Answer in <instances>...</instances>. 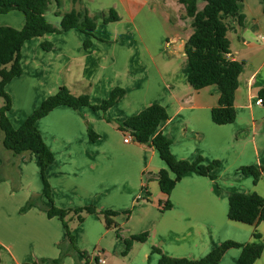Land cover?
Wrapping results in <instances>:
<instances>
[{
  "label": "crops",
  "instance_id": "crops-1",
  "mask_svg": "<svg viewBox=\"0 0 264 264\" xmlns=\"http://www.w3.org/2000/svg\"><path fill=\"white\" fill-rule=\"evenodd\" d=\"M205 4L199 0V10ZM73 8L85 9L91 16L113 8L120 19L104 23L99 18L92 34L72 28L26 41L23 72L6 87L12 97L8 115L14 124L25 120L14 117L13 102L18 94L28 100L24 116L40 106L42 79L52 84L48 94L57 86L73 84L70 90L76 95L88 93L93 104L108 98L115 87L126 89L107 112L59 106L39 119L37 126L55 155L47 175L56 206L95 205L98 210L120 212L142 198L140 191L145 188L146 201L135 204L131 215L119 213L115 219L123 237L150 233L147 241H136L124 255L125 243L115 228L106 226L104 216L83 211L79 220L71 211L67 217L72 220L70 229L77 249L91 258L98 253L105 259L103 264H159L160 254L154 247L172 257L199 259L226 240L252 242L255 231L264 242V222L250 225L228 215L230 193L264 196V102L257 103L264 89V0L240 1L243 23L239 17L229 18L233 26L228 32L231 56L244 66L235 97L237 118L228 124L212 119V109L221 97L218 85L198 89L189 82L191 66L185 46L195 27L193 17L185 16V7L178 0H51L46 18L60 27L62 14ZM12 13L16 21L3 19L0 26L21 29L25 15ZM112 34L116 38L113 46ZM120 35L124 41L118 46ZM86 39L92 40L90 47H85ZM44 42L52 47L45 49ZM153 103L168 111L159 130L172 140L176 158L194 161L201 156L206 164L220 161L214 177L195 172L184 175L169 196L172 207L165 211L161 205L168 195L159 183V171L167 167L165 161L153 146L139 142L130 130L120 129L128 117ZM89 127L98 134L97 139H91ZM129 134L132 139L125 142ZM4 136L0 129L2 264H31L40 259H46L40 264H52L51 260L60 257V264H91L92 259L76 249L63 254L69 243L67 231L59 217L48 215L51 202L42 195L38 156L33 152L14 156L6 150ZM247 165L262 167L257 184L251 174L241 170ZM33 199L37 204L23 210ZM241 251L230 248L219 264H236ZM254 264H264V251Z\"/></svg>",
  "mask_w": 264,
  "mask_h": 264
},
{
  "label": "trees",
  "instance_id": "trees-1",
  "mask_svg": "<svg viewBox=\"0 0 264 264\" xmlns=\"http://www.w3.org/2000/svg\"><path fill=\"white\" fill-rule=\"evenodd\" d=\"M74 3L80 0H73ZM185 7V16L193 17L195 32L187 40L185 52L188 56L191 71L189 82L195 88L216 84L220 88L221 97L219 104L212 109V119L217 124L232 123L237 118L235 107L236 91L239 86V76L243 70L244 62L234 60L231 56V41L228 32L233 28L229 22L230 17H239L243 23V15L240 13L241 0H203L206 2L202 10L198 8L199 0H178ZM51 0H0V13H8L18 10L24 13L25 23L21 29L2 25L0 26V96L4 98V104L0 107V129L4 131V146L11 150L14 156L24 152H33L38 156L40 171L44 184L42 195L49 199L51 206L48 210L49 217H59L67 231L69 243L64 246L65 254L68 250L76 249L86 258L92 255L77 249L74 235L70 229L67 216L71 211L78 214L79 220L83 219L81 213L87 211L95 214H103L108 228H115L118 237L125 243L123 254H127L136 241L145 242L150 233L142 232L123 237L121 225L115 217L119 214L116 210H98L94 205L77 208H61L55 205L52 196V187L48 179L47 171L55 160V155L47 145L37 122L50 111L59 106H69L75 109L91 107L95 110L107 112L126 93L123 87H115L110 96L100 104H93L90 95L83 93L74 94L67 86L62 85L55 94L46 97L18 127H15L8 116L12 108V97L6 87L15 77L23 72L22 47L26 41L43 36L46 33L63 32L72 28H78L83 32L92 34L98 25L99 18L104 23L120 19L115 9L91 16L87 10L75 8L62 14L60 27H56L46 18V11ZM85 47L92 45L91 39H86ZM43 47L50 49L52 43L44 42ZM264 101V89L260 91ZM169 117L168 111L160 103H153L139 113L128 117L120 124V129L130 130L132 135L141 143L153 146L159 153L167 167L159 171V183L162 191L168 195L161 210L172 207L170 194L176 184L190 172L214 177V170L220 166L219 160L209 164L203 162V157L194 161L178 159L171 150L172 140L159 130L160 124ZM91 139L95 140L98 134L89 127ZM245 174L253 176L257 184L262 175V167L255 165L242 166ZM35 199L30 200L23 210L36 205ZM131 210H126L128 216ZM229 218L246 224H258L264 222V196L258 192H232L229 195ZM261 233L254 232V241L241 243L235 240H226L211 250L206 256L199 259L172 257L162 252L157 247L153 250L160 254L159 264H219L224 254L233 247L242 249L236 264H254L264 251V242L261 241ZM99 254L93 255L91 264H102ZM46 259H40L31 264H40ZM62 257L51 260L52 264H60ZM0 264L2 257L0 253Z\"/></svg>",
  "mask_w": 264,
  "mask_h": 264
},
{
  "label": "rangeland",
  "instance_id": "rangeland-1",
  "mask_svg": "<svg viewBox=\"0 0 264 264\" xmlns=\"http://www.w3.org/2000/svg\"><path fill=\"white\" fill-rule=\"evenodd\" d=\"M12 12H18V13H20V14H22L23 16H24V13L23 12H21V11H11V12H8V13H0V20H3V19H10L11 21H16V18L15 17H13V13ZM124 36L123 35H120L119 36V40H118V42L119 43H117L118 44V46H120V44L121 43H123V41H124V38H123ZM111 41H114V42H110V44H111V46H113L114 44H116V38H114L113 37V34L110 36V38H109ZM122 47H125V44H124V46L122 45ZM118 51H120V49L118 50ZM121 52V51H120ZM73 78L74 77H72V80H73ZM42 84H40V86H39V94H40V98H39V100L42 102L44 99H45V97L47 96H49V95H52V94H55L57 91H58V89H59V86H57V88H56V91L55 90H53V91H55V92H53V93H49L48 94V91L52 88V84H50V83H48L47 81H46V79H42ZM44 82H45V84H44ZM66 83H69V82H66ZM76 85V88L78 89V88H81V89H84L82 86H81V84H75ZM65 86H67L69 89H70V87H73L74 88V85L73 84H67V85H65ZM86 87H87V85H86ZM85 87V88H86ZM41 102L39 103V105L41 104ZM27 103H28V100H27V98L26 97H24V95L22 96L21 94H18V96H17V98L16 99H14V102H13V104H14V114H15V118L16 119H18V120H16V121H23V119H26L25 117H27V116H24V112H22V111H24L23 109L24 108H28L26 105H27ZM4 104V98L2 97V96H0V107L2 106ZM98 104V103H97ZM39 106H37V108H38ZM26 110V109H25ZM35 110V109H34ZM31 113V112H30ZM9 116V115H8ZM106 118H108V113L106 114ZM120 122V121H119ZM14 124V123H13ZM19 124L17 123V122H15V124H14V126L16 127V126H18ZM93 129V128H92ZM2 131V130H1ZM6 148V147H5ZM6 150H9V149H7L6 148ZM13 153V152H12ZM99 170V169H98ZM262 176V175H261ZM120 190V187H119V189H117V191H119ZM140 196L142 197V198H140V199H138L137 200V202L135 203L137 206L139 205V204H142V203H144L145 201H146V196H147V193H146V189L145 188H143L141 191H140ZM98 201H99V199H98ZM135 204L133 205V206H131V207H129V208H127V209H124V210H122V211H120L119 213H122L123 215L125 214V215H128L127 213H126V210H131V212H130V215L134 212V208H135ZM95 206V205H94ZM77 208V207H76ZM74 212L75 211H73V213L72 214H74ZM101 216H104L103 214H101ZM73 219L74 220H76L77 218H76V216L74 215V217H73ZM67 220H68V223H69V226L71 227V225H72V220L70 219V217H67Z\"/></svg>",
  "mask_w": 264,
  "mask_h": 264
},
{
  "label": "built area",
  "instance_id": "built-area-1",
  "mask_svg": "<svg viewBox=\"0 0 264 264\" xmlns=\"http://www.w3.org/2000/svg\"><path fill=\"white\" fill-rule=\"evenodd\" d=\"M264 101H263V99L262 98H258V100H257V103L258 104H262ZM132 139V136L129 134V135H127L125 138H124V141L125 142H129L130 140ZM99 261L103 264V263H105V259L104 258H99Z\"/></svg>",
  "mask_w": 264,
  "mask_h": 264
}]
</instances>
